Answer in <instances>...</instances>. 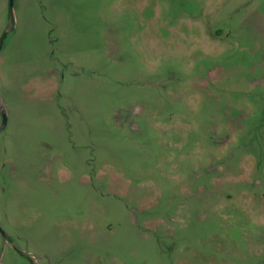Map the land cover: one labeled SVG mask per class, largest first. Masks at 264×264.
Wrapping results in <instances>:
<instances>
[{
    "label": "rangeland",
    "instance_id": "1",
    "mask_svg": "<svg viewBox=\"0 0 264 264\" xmlns=\"http://www.w3.org/2000/svg\"><path fill=\"white\" fill-rule=\"evenodd\" d=\"M0 264H264V0H0Z\"/></svg>",
    "mask_w": 264,
    "mask_h": 264
},
{
    "label": "water",
    "instance_id": "2",
    "mask_svg": "<svg viewBox=\"0 0 264 264\" xmlns=\"http://www.w3.org/2000/svg\"><path fill=\"white\" fill-rule=\"evenodd\" d=\"M5 124H6V115L4 112H2V121L0 124V130L5 126Z\"/></svg>",
    "mask_w": 264,
    "mask_h": 264
}]
</instances>
